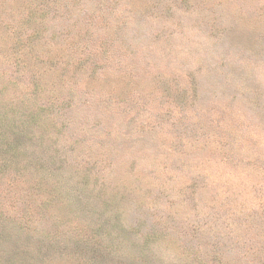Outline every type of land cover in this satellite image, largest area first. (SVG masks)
I'll use <instances>...</instances> for the list:
<instances>
[{"label": "rangeland", "instance_id": "rangeland-1", "mask_svg": "<svg viewBox=\"0 0 264 264\" xmlns=\"http://www.w3.org/2000/svg\"><path fill=\"white\" fill-rule=\"evenodd\" d=\"M0 264H264V0H0Z\"/></svg>", "mask_w": 264, "mask_h": 264}, {"label": "trees", "instance_id": "trees-1", "mask_svg": "<svg viewBox=\"0 0 264 264\" xmlns=\"http://www.w3.org/2000/svg\"><path fill=\"white\" fill-rule=\"evenodd\" d=\"M27 38H28V37H27ZM22 40H24V39H22ZM16 44H18V43H16ZM9 147H10V149L13 148L12 146H9Z\"/></svg>", "mask_w": 264, "mask_h": 264}]
</instances>
